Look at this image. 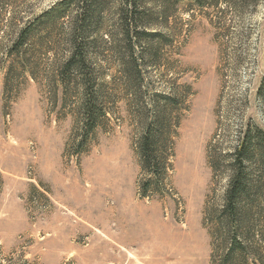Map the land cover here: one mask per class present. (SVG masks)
<instances>
[{"label":"rangeland","instance_id":"1","mask_svg":"<svg viewBox=\"0 0 264 264\" xmlns=\"http://www.w3.org/2000/svg\"><path fill=\"white\" fill-rule=\"evenodd\" d=\"M93 1L0 0V264H225L228 177L211 162L229 163L248 123L264 134V0L204 1L218 13L137 0L133 48L134 5ZM86 9L87 62L63 75ZM148 127L167 136L171 170L144 197ZM255 220L235 264H264V212Z\"/></svg>","mask_w":264,"mask_h":264},{"label":"trees","instance_id":"2","mask_svg":"<svg viewBox=\"0 0 264 264\" xmlns=\"http://www.w3.org/2000/svg\"><path fill=\"white\" fill-rule=\"evenodd\" d=\"M91 5L94 4L93 0H89ZM180 1V0H175ZM199 7H208L212 11H217V5L205 4V0H196ZM77 5H87L88 0H72ZM126 6L134 7L131 10H126V18H124V35L125 38L133 48L134 37L132 31H134L138 37L140 31H138V24L134 28L131 25L137 16L140 19L139 13L136 12L137 0L126 1ZM230 6H227L223 12L229 13ZM87 10V9H86ZM83 11L80 15L82 18L79 21V25L75 26L76 30L73 32L72 50L70 56L63 63V75L68 71H74L79 68H83L87 62L85 56L86 47V29L87 26H82L84 21L93 19L94 13L90 10ZM218 13V12H216ZM85 14V15H84ZM79 18V19H80ZM78 19V20H79ZM77 20V21H78ZM131 22V24H130ZM145 34V32H141ZM28 32L23 30L14 42L13 49H22L28 41ZM68 72V74H69ZM261 85V89H264V79ZM91 89V88H90ZM88 97L85 100L84 105V121L86 122V128L93 129L96 125V121L100 118L99 109L94 104V101L89 98L91 92L87 94ZM89 98V99H88ZM104 115V112H103ZM88 131L86 132V134ZM167 136L155 132L151 127L145 131L139 143V154L141 158V164L144 172L147 174L148 179L143 185L142 195L146 196V189L153 183H159L162 181L163 176L168 174L171 170V165L168 162V150L170 147L166 143ZM169 148V149H168ZM229 163L224 166V161L227 158L225 155L220 154L216 157V162H211V166L214 171L219 170L228 177V183L225 190V199L222 214L226 220L219 221V225L222 227L220 241L222 243V253L225 264L233 263L238 260H244L247 258L249 249L254 248V239L257 233V224L255 216L261 215L264 211L261 209L262 202L264 203V184L262 179L264 178V134L260 127L253 126L252 123H248L245 129L240 132L236 145L232 148L229 154ZM260 176V177H259ZM251 247V248H250ZM264 259V254H255Z\"/></svg>","mask_w":264,"mask_h":264}]
</instances>
